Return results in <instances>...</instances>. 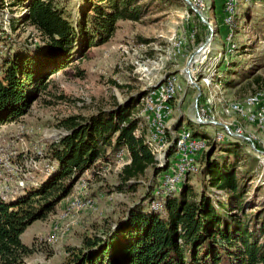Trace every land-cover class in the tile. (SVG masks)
I'll list each match as a JSON object with an SVG mask.
<instances>
[{"label":"trees","instance_id":"1","mask_svg":"<svg viewBox=\"0 0 264 264\" xmlns=\"http://www.w3.org/2000/svg\"><path fill=\"white\" fill-rule=\"evenodd\" d=\"M83 2L78 18L72 20L57 0H14V5L25 7L21 20L38 31L41 42L0 55V125L26 114L38 92L52 81L51 75L74 57L81 59L91 47L109 41L119 20L138 21L146 10L141 0ZM211 5L219 16L217 23L225 27L222 1L213 0ZM196 18L206 30L200 17ZM197 41H201L199 35ZM231 71L220 70L215 80L232 86ZM253 81L260 82L258 77ZM257 89L264 91V84ZM145 92L110 109L88 116L68 115L59 121L65 133L42 152V159L47 160L42 165L52 168L38 179L31 172L25 186L7 199L0 195V264H24L34 252L33 246L21 240L27 227L47 218L88 169L95 173L120 149L126 148L129 157L118 173L120 189L134 187L149 169L156 181L154 155L143 137L134 133L137 106ZM180 126L179 121L175 127ZM195 128L193 135L203 136ZM230 139L226 138L229 142L222 154L214 156V149H209L200 155V192H194L187 180L178 192L160 198L162 207L154 210L144 203L154 197V187L114 227L101 235H85L61 264H264V204L249 212L253 207L245 176L254 167L238 175L239 145ZM20 190L25 192L11 198Z\"/></svg>","mask_w":264,"mask_h":264},{"label":"rangeland","instance_id":"2","mask_svg":"<svg viewBox=\"0 0 264 264\" xmlns=\"http://www.w3.org/2000/svg\"><path fill=\"white\" fill-rule=\"evenodd\" d=\"M83 1L57 0L65 15L72 20L78 18ZM212 1L201 0V13L207 20L210 19L214 33L198 56L200 61L196 63L193 73V78L196 77L198 81H195L196 85L189 86L185 76L186 65L198 45L210 36L208 25L201 20L207 29L200 26L196 18L199 14L186 0H141L146 3V10L140 20H119L109 41L91 47L81 59L74 57L69 65L51 75L52 81L45 90L38 92L26 114L0 125V173L4 172V163H8L19 174L24 170L29 174L32 172L35 179L42 177L52 168L48 164L42 165L47 161L46 157L42 159V152H46L48 145L65 133L59 126L62 118L74 114L88 116L99 109H110L130 97L140 96L167 73H177L181 82L168 118V142L172 140L173 132L182 125L193 132L197 127L203 133V136H198L208 139V148L204 152L214 149V156L222 154L229 142L226 138L231 137L224 135L221 140H217L216 132L222 131L221 126L197 125L193 122L195 100L198 92L199 100L203 98L202 104L206 98L213 99L217 94L223 95L228 101H241L250 93L263 91L257 88L264 84V0H237V13L232 26L237 42L235 47L231 40H226L225 27L217 23L219 16L217 18L214 14ZM13 2L0 0V27L3 30H0L1 56L17 48L23 49L32 43L41 42L38 31L21 20L24 6L14 5ZM215 3L218 7V3ZM193 5L199 9V4ZM194 28L196 34L191 41L189 32ZM197 35L201 38L199 42ZM223 42V50L214 56L218 44L222 46ZM208 46L209 49L213 47L209 54L211 56H207L205 51ZM227 53L230 55L226 56ZM209 65L210 70L214 71V77L224 68L232 69L233 85L224 87L214 81L208 85L206 80H209V75H213V71L205 72ZM257 77L259 84L253 81ZM212 106L215 107L214 111L219 107L215 99ZM215 118L222 122L238 119L236 116L229 119L221 114ZM179 121L181 126L177 128L175 125ZM237 121L244 128L245 136L251 132L257 135L259 142L255 141V144L261 148L264 144V130H258L257 126L243 118ZM230 140H235L239 145L240 156L236 164L238 175L241 177L246 168L254 167L252 172L245 174L253 207L249 212H253L264 204V157L246 145L240 137L235 136ZM214 141L216 143L212 145ZM121 150L126 153L119 164L106 162L95 173L88 169L76 181L69 196L61 200L47 218L37 220L27 227L21 240L33 246L34 252L25 259L24 264H61L69 255L70 248L82 244L85 235H101L114 227L123 220L131 206L140 202L156 187L157 176L154 182L151 169L134 187L120 189L117 186L119 170L129 162L127 149ZM40 151L42 155L37 158ZM8 154H11L10 158ZM195 174L190 176L188 183L198 193L202 186V175L199 172ZM182 185L171 194L178 192ZM15 186L18 187L12 181L11 189ZM24 192L20 190L11 198ZM89 198L93 200L91 204L75 207L63 214L72 201ZM150 200L144 201L149 207Z\"/></svg>","mask_w":264,"mask_h":264},{"label":"bare ground","instance_id":"3","mask_svg":"<svg viewBox=\"0 0 264 264\" xmlns=\"http://www.w3.org/2000/svg\"><path fill=\"white\" fill-rule=\"evenodd\" d=\"M191 4V1L188 0ZM202 5V2H201ZM191 6V5H190ZM192 7L195 11H199V9L192 4ZM229 9H232L230 12V16L228 17L227 21V26L229 27V33L226 37V40L228 42L231 40L232 32L230 30L233 20H234V15L237 10V0H229ZM202 14V13H201ZM204 16V15H203ZM205 17V16H204ZM206 18V17H205ZM208 21V20H207ZM208 28L210 32V36H208L205 40V46L209 43L213 36V26L210 24L208 21ZM231 42V41H230ZM181 44V42H179ZM229 45V44H228ZM228 47V46H227ZM205 48V47H204ZM204 50V49H203ZM189 61V60H188ZM207 66V69L205 72L208 71H213L210 70ZM186 73V72H185ZM213 75H209V80L207 81V84L209 85L210 83L217 82L218 84L220 81H215L214 77V71L212 73ZM166 75V74H165ZM187 78V81L189 82V76L186 74L185 75ZM216 76V75H215ZM164 77V76H163ZM162 77V78H163ZM197 79L196 77L193 78V84L196 85ZM168 84V92H167V98H166V113H165V119L162 120V135L164 137H161L160 140L157 137V134L153 131V119L151 117H148V107L153 106V97H151L152 94L160 93L164 90H166ZM217 84V85H218ZM221 84V83H220ZM181 82L179 80V77L177 73H171L165 77L163 82L154 87H150L149 90H147L144 95L141 97V100L139 101V109L137 112V124L134 130V133L138 136L143 137L145 142L147 143L149 149L151 150L152 154L154 155V158L156 160V168H158V175H157V183L156 187L154 189V197L150 200V206L152 209L157 210L162 207L161 201L159 200L160 197L169 195L173 193L177 188H179L180 185H182L186 180H183V182L175 184L174 186H164L163 191L161 188V180L160 178L165 177H173V165H174V158L177 155L178 152V147L181 146V139H183V131H188V138L191 140L193 144H201L202 148H197L195 150V159L197 161H193L190 164V176L195 175L199 171L200 168V155L208 148V139L204 137H199V136H194L193 135V130H191L189 127L182 125L176 132L175 135L173 136L172 140L168 142L167 134H168V118L170 113L172 112V101L175 98L176 92L180 89ZM218 96H213L212 98H206L204 102L202 103L201 106H206V111L208 114H210L211 118L213 121L208 120L206 117L200 116L195 112V115L193 117V122L197 125H203V124H214V125H219L222 128L225 129H236L240 131H244V128H242L241 124H238V119L243 118L244 120L248 121V123L253 124L257 126L258 130H264V121L259 120L256 115H251L248 111L247 108H245V105H249L252 103L253 99H258L260 97L264 98V91H257L254 93H250L246 95L241 101H228L223 98V95L217 94ZM205 97V96H204ZM214 99L217 101L219 107L215 109L212 106V103ZM216 104V102H215ZM218 114H221L227 118H233V116L238 117V119L232 120V122H222V121H217L215 118ZM27 132V131H26ZM223 137H219V131L216 132V137L215 139L221 140ZM244 139H250L251 142L255 141L258 143L259 141L257 140V135L254 133H249L248 136H245L243 134ZM261 148L264 149V144L262 143ZM124 150H119L115 156L112 158L111 162L115 163H120L125 155ZM7 154V153H6ZM128 154V152H127ZM262 156L264 157L263 153H261ZM11 154H8V157L10 158ZM38 156H41V151L38 152ZM37 157V156H36ZM42 157V156H41ZM15 158V157H14ZM29 158V157H28ZM32 161V160H31ZM35 162V161H34ZM13 164V163H12ZM4 172L1 174L0 173V195L4 198L7 199V197L13 193V191L18 190V189H13V188H22L25 186L26 182L30 179L29 173L27 171H24L19 174L16 172V168L13 167V165H10L8 163H4ZM102 167H104L103 163L99 166L98 170H100ZM13 168V169H11ZM19 171V170H18ZM27 172V173H26ZM14 181L18 187H13L11 189V182ZM83 185L85 183L81 181ZM14 186V185H13ZM93 200L91 198L85 199L82 201H72V203L66 208L65 213L67 214L68 212L72 211L75 207H82L86 206L88 204H91ZM67 216V215H66Z\"/></svg>","mask_w":264,"mask_h":264},{"label":"built area","instance_id":"4","mask_svg":"<svg viewBox=\"0 0 264 264\" xmlns=\"http://www.w3.org/2000/svg\"><path fill=\"white\" fill-rule=\"evenodd\" d=\"M221 1L223 3L222 23L225 25L226 28L225 33L227 34V21L232 9H229V0H221ZM192 4H199V12L201 13V0H191V5ZM195 34H196V28L192 29L189 32V38L191 39V41L194 40ZM201 45L203 46L202 49L200 51H195V54L189 58V61H187V65H186L185 74L189 76V86L192 87H193L194 67L196 63L200 61V58H198V56L201 55L202 50L205 47V42H201L198 45V47ZM167 92H168V84L166 90L151 95V97H153V106L148 107L147 116L153 119V131L155 132V134H157L159 140L161 137H164L162 135V120L165 119ZM244 107L248 109L251 115H256L259 120L264 121V98L260 97L258 99H253L251 104L245 105ZM194 108H195L194 111L197 114L206 117L210 121H213L210 114H208V112L206 111V106L199 105V92H198V97H196L195 100ZM173 135H175V132H173ZM224 135H227L228 137L231 138L238 136L246 143V145L251 146V149L263 153L264 155V149L259 148L258 144L251 142L250 139H244L242 131L237 130L236 128L235 129L222 128V131H219V137H224ZM197 148H202V145L193 144L191 140H189L188 138V131H183V139H181V146L178 147L177 155L173 157L174 158V165L172 169L173 177L164 176L163 178H160L161 180L160 189H162V191L164 186H174L175 184L183 182V180H189L190 164L193 161H197V159H195V150H197Z\"/></svg>","mask_w":264,"mask_h":264},{"label":"water","instance_id":"5","mask_svg":"<svg viewBox=\"0 0 264 264\" xmlns=\"http://www.w3.org/2000/svg\"><path fill=\"white\" fill-rule=\"evenodd\" d=\"M187 2H188V4L189 5H191L190 4V2L188 1V0H186ZM192 6V5H191ZM193 8V7H192ZM198 14H199V16H200V18H201V20L203 21V22H205L206 24H208V21H207V19L199 12V11H196ZM202 45L201 46H199L198 48H197V50L196 51H200L201 49H202ZM168 75V73L163 77V78H161L155 85H154V87H156V86H158V85H160L162 82H163V80L165 79V77Z\"/></svg>","mask_w":264,"mask_h":264},{"label":"crops","instance_id":"6","mask_svg":"<svg viewBox=\"0 0 264 264\" xmlns=\"http://www.w3.org/2000/svg\"><path fill=\"white\" fill-rule=\"evenodd\" d=\"M209 21H210V19H208ZM210 23H211V21H210ZM212 24V23H211ZM224 40H225V38H224ZM185 43V42H184ZM184 43H183V45H184ZM210 46V45H209ZM209 46L208 47H206V50L205 51H207L206 53H207V56H211V55H209L210 54V52L212 53V48L211 49H209ZM215 46H217V45H215ZM223 48H224V42H223V45L221 46L220 44H218V46H217V53L216 54H214V56L215 55H217L218 53H220L222 50H223ZM211 50V51H210ZM174 72H177V71H174ZM258 138H259V136H258Z\"/></svg>","mask_w":264,"mask_h":264}]
</instances>
